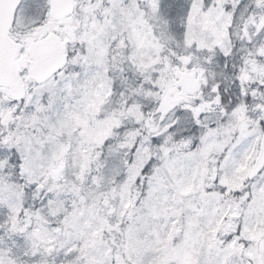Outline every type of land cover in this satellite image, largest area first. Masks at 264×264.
Returning a JSON list of instances; mask_svg holds the SVG:
<instances>
[{
	"label": "snow or ice",
	"instance_id": "1",
	"mask_svg": "<svg viewBox=\"0 0 264 264\" xmlns=\"http://www.w3.org/2000/svg\"><path fill=\"white\" fill-rule=\"evenodd\" d=\"M0 264H264V0H0Z\"/></svg>",
	"mask_w": 264,
	"mask_h": 264
}]
</instances>
